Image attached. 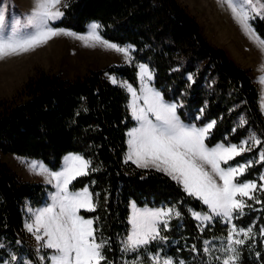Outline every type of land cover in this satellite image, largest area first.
<instances>
[{
	"label": "trees",
	"instance_id": "16d2710c",
	"mask_svg": "<svg viewBox=\"0 0 264 264\" xmlns=\"http://www.w3.org/2000/svg\"><path fill=\"white\" fill-rule=\"evenodd\" d=\"M93 21L105 39L134 47L133 62L73 79L46 72L31 77L24 87L27 99L0 109V153L41 160L52 169L68 153L87 159V171L70 188L88 187L92 193L93 206L80 213L93 220L101 256L97 264H153L150 255L157 253L171 257L173 264H219L206 243L227 236L228 224L213 215L200 223L192 210L210 213L201 198L168 173L127 159L128 131L135 125L129 93L105 73L136 86V63H146L154 87L176 104L183 122L212 124L205 137L208 146L256 138V146L224 163L253 159L236 178L244 182L259 181L264 169V113L251 70L212 44L180 0H67L54 25L84 32ZM251 23L264 39V19ZM50 189L42 181L21 179L0 159V263L50 264L51 250L42 249L41 259L25 226L27 206L45 203ZM244 202L234 209V224L249 229L237 248V264H264V190L258 188ZM132 203L171 207L176 214L146 245L128 248L124 241Z\"/></svg>",
	"mask_w": 264,
	"mask_h": 264
},
{
	"label": "rangeland",
	"instance_id": "374dc122",
	"mask_svg": "<svg viewBox=\"0 0 264 264\" xmlns=\"http://www.w3.org/2000/svg\"><path fill=\"white\" fill-rule=\"evenodd\" d=\"M66 2L0 0V109L26 100V83L41 72L73 79L91 70L133 62L134 47L105 39L95 21L84 32L56 27L54 23L61 17ZM180 3L196 17L212 44L224 48L239 66L251 70L259 86V103L264 113V39L251 23L256 17L264 19V0H180ZM56 38L61 39L58 44H54ZM92 40H97L103 50L90 55L84 63L79 59L82 56L79 46ZM49 45L56 51L54 56L48 53ZM43 46L48 47L42 49ZM136 65V86L120 75L105 73L129 93L135 125L128 131L127 159L168 173L189 193L201 198L211 214L192 210L194 217L203 224L212 215L218 216L229 227L227 236L207 241L209 254L219 264H237V248L249 229L234 224V209H241L244 198L252 197L258 188L264 190V169L259 181L239 182L237 176L254 160L235 165L224 163L249 146H256L258 140L247 138L239 144L208 146L205 137L212 124L197 127L183 122L176 104L165 100L154 87L150 67L143 62ZM160 129L174 142L160 136ZM262 158L260 152L258 159ZM0 159L21 179L42 181L51 187L45 203L33 208L27 206L25 226L33 236L40 258L42 249L49 248L50 264H97L101 256L100 245L94 238L93 220L80 213L93 206L92 193L88 187L70 188V183L87 171V159L79 153H68L57 169L17 154L0 153ZM174 214L176 211L171 207H139L132 203L125 247L146 245ZM150 258L153 264L174 263L171 257L160 253L151 254Z\"/></svg>",
	"mask_w": 264,
	"mask_h": 264
},
{
	"label": "bare ground",
	"instance_id": "6f19581e",
	"mask_svg": "<svg viewBox=\"0 0 264 264\" xmlns=\"http://www.w3.org/2000/svg\"><path fill=\"white\" fill-rule=\"evenodd\" d=\"M48 37V36H47ZM59 39L60 38H56L55 40H54V44H58V42H59ZM61 40V39H60ZM81 41V40H80ZM83 41V40H82ZM53 44V45H54ZM51 45H52V43H51ZM50 46V45H49ZM44 47V46H43ZM46 47H48V46H45L44 48H42V49H47ZM54 48H55V46H54ZM39 50V49H38ZM62 50V49H61ZM79 50H80V53H82V56H80L79 57V59L82 61V62H84V63H87L85 60L87 59V58H90V55H94V53H96V52H98V51H102L103 49L101 48V45L99 44V42L97 41V40H92V41H84V42H81V44H80V46H79ZM48 53H50L52 56H54V53L56 52L54 49L52 50L51 49V46H50V48H48ZM39 53V52H38ZM27 56V55H26ZM36 57V56H35ZM78 58V57H77ZM93 58H94V56H93ZM25 59V58H24ZM35 60V59H34ZM88 61V60H87ZM90 62V61H89ZM15 72V71H14ZM158 103H160V102H158ZM161 106L159 105L158 106V110H161ZM161 114V113H160ZM162 115H164L165 116V114L163 113ZM172 117H170V119H171ZM173 119V118H172ZM171 129V128H170ZM186 132V131H185ZM185 134V133H184ZM189 134V133H188ZM159 135L160 136H162L164 139H166V140H169L168 142H174L172 139H168L167 137H166V133L163 131V130H159ZM175 137V136H174ZM173 137V138H174ZM185 137H186V135H185ZM193 137V136H192ZM165 140V141H166ZM184 140H186V139H184ZM134 213V212H133ZM83 224V223H82ZM83 227V226H82ZM56 233V232H55ZM52 236V235H51Z\"/></svg>",
	"mask_w": 264,
	"mask_h": 264
}]
</instances>
